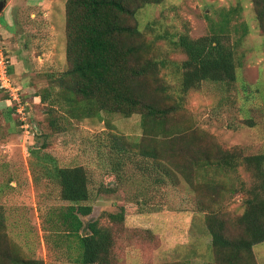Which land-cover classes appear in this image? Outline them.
<instances>
[{"label":"rangeland","instance_id":"1","mask_svg":"<svg viewBox=\"0 0 264 264\" xmlns=\"http://www.w3.org/2000/svg\"><path fill=\"white\" fill-rule=\"evenodd\" d=\"M65 1L54 0L48 9L55 26L43 42L53 52V60L46 63L52 62L55 68L40 66L38 97L24 95L29 102L25 119L21 120L9 104L0 107L3 114L0 116V204L5 212L8 236L20 245L24 254L40 258L45 264H77L68 259L66 244L58 245L56 234L44 228L48 226L50 210L69 204L57 197L52 166L83 165L91 190V199L83 204L94 209L92 215L83 219L106 216L121 206L125 209L124 224L128 229L121 234L113 251L117 264H209L213 258L210 236L203 213L196 211L197 203H207L209 198L204 194L200 198L179 174L171 179L161 169L158 174L150 169L154 165L152 159L141 156L139 151L150 146L140 137V114L101 112L98 116L81 118L68 115L58 81L61 71L67 68ZM224 11L232 12V28L243 23L247 26V33L235 47L238 65L233 83L219 85L204 81L183 96L175 68L169 63L161 71L160 83L165 90L156 95L171 110L168 131H174L170 128L172 124L184 133L183 139L175 140L179 153L170 158L173 161H186L180 147L190 141L202 149L225 144L241 146L245 154L264 151V35L251 0H161L141 7L136 22L143 39L153 41L161 36L156 39L151 56L180 62L185 55L171 46L172 35L185 30L192 37L210 34ZM4 15V12L0 14L2 26H6ZM231 34L233 42L241 34L240 28ZM52 116L57 121L55 128L49 125ZM246 119L254 125L248 126ZM112 135H117L128 147L125 153L119 155L112 150ZM157 145L159 149L165 147L162 139H158ZM145 164L149 165L142 170ZM108 171L113 172L109 176L111 181L120 184L117 193L111 196L98 192ZM160 174L164 183L158 184L154 177ZM222 178L219 174L218 179ZM230 183L233 184L231 179L227 186ZM218 203L220 213L227 219L242 210L238 193L230 198L226 192ZM130 228H150L158 235V242L144 240ZM229 228L235 233L239 231L232 224ZM253 257L256 264H264V242L253 246Z\"/></svg>","mask_w":264,"mask_h":264},{"label":"trees","instance_id":"2","mask_svg":"<svg viewBox=\"0 0 264 264\" xmlns=\"http://www.w3.org/2000/svg\"><path fill=\"white\" fill-rule=\"evenodd\" d=\"M160 1L66 0L67 68L58 76L59 94L70 117L98 116L101 112L123 116L140 114V137L150 146L141 147L139 151L141 156L152 159L155 166L150 169L157 174L161 169L171 179L174 174H179L194 193L209 198L207 203H197L196 210L203 213L210 236L213 258L209 264H256L253 246L264 242V151L245 154L241 146L225 144L202 149L198 143L189 140L186 146L180 147L186 161L171 160L179 153L175 140L183 139L184 133L172 124L170 128L174 131H168L171 110L163 104L162 97L156 95L165 90L160 83L161 71L169 63L179 75L178 87L183 96L204 81L219 85L233 83L238 65L235 47L247 33V26L241 22V34L231 42V32H237L239 28L230 26L232 10L221 12L210 34L192 37L187 30L173 34L171 46L181 51L185 58L180 62H168L150 55L156 39L161 36H156L153 41L143 39V32L136 22V13L141 7ZM251 2L264 35V0ZM6 99L12 106L9 98ZM244 122L248 126L254 125L251 120ZM49 125L57 126L55 116L49 119ZM110 138L112 150L119 155L126 152L128 147L117 135ZM158 139H162L166 149L158 148ZM146 165L149 164L141 167L142 170ZM112 173L108 171L107 178L100 182V194L117 193L120 184L117 186L116 180L111 181ZM51 174L57 197L69 204L49 211L48 226L44 230L56 234L58 245L66 244L68 259L74 263L117 264L113 251L121 234L128 229L124 224V207L85 221L83 217L92 215L94 209L90 204H83L91 199L90 179L84 166L54 165ZM219 174L223 175L222 179H218ZM230 179L233 184L227 186ZM154 181L161 184L164 178L161 174L156 175ZM226 192L230 198L233 193L241 196L242 210L231 219L224 217L218 208V199ZM230 224L239 231L232 232ZM130 231L144 240L158 242V235L150 228H130ZM0 264H45L40 258L24 254L20 245L8 236L1 204Z\"/></svg>","mask_w":264,"mask_h":264},{"label":"crops","instance_id":"3","mask_svg":"<svg viewBox=\"0 0 264 264\" xmlns=\"http://www.w3.org/2000/svg\"><path fill=\"white\" fill-rule=\"evenodd\" d=\"M0 1L4 3L0 14L5 13L6 22V26L0 24V36L10 57L9 74L19 87L22 99L24 95L37 98L40 66L46 64L45 67L50 68L52 62H46L53 60L52 48H45L43 39H48L54 30L55 24L48 10L54 0ZM6 98L1 91L0 107L8 104ZM24 101L27 107L29 102L27 99ZM0 116H3L1 110ZM6 135L10 136L11 133Z\"/></svg>","mask_w":264,"mask_h":264},{"label":"built area","instance_id":"4","mask_svg":"<svg viewBox=\"0 0 264 264\" xmlns=\"http://www.w3.org/2000/svg\"><path fill=\"white\" fill-rule=\"evenodd\" d=\"M9 66L10 57L0 36V90L7 94V97L13 106V110L18 116H20L21 120H24L26 116V103L21 97L19 87L9 74ZM20 126L23 127L27 125L21 124Z\"/></svg>","mask_w":264,"mask_h":264},{"label":"water","instance_id":"5","mask_svg":"<svg viewBox=\"0 0 264 264\" xmlns=\"http://www.w3.org/2000/svg\"><path fill=\"white\" fill-rule=\"evenodd\" d=\"M3 1H0V11H1V9H2V7H3Z\"/></svg>","mask_w":264,"mask_h":264}]
</instances>
